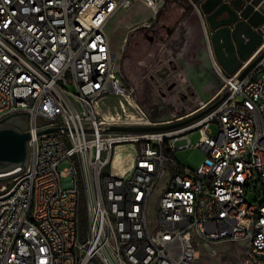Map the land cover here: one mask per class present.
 Masks as SVG:
<instances>
[{
  "label": "built area",
  "instance_id": "1",
  "mask_svg": "<svg viewBox=\"0 0 264 264\" xmlns=\"http://www.w3.org/2000/svg\"><path fill=\"white\" fill-rule=\"evenodd\" d=\"M54 1L56 12L42 13L37 0H0V125L25 115L30 133L27 167L0 182V264H195L196 237L242 241L240 264H264V0L254 5L261 43L232 73L215 63L227 95L199 118L156 131L111 130L147 124L101 115L103 96L89 89L103 80L108 94L128 97L123 83L115 89L121 77L106 26L137 1L156 8L164 0ZM202 1L194 3L200 13ZM222 1L239 14L252 0L239 8ZM51 127L59 130L40 133ZM179 137L187 143L177 148ZM191 146L204 158L182 174L174 153ZM64 160L70 166L60 168ZM7 189L13 198H3Z\"/></svg>",
  "mask_w": 264,
  "mask_h": 264
},
{
  "label": "rangeland",
  "instance_id": "2",
  "mask_svg": "<svg viewBox=\"0 0 264 264\" xmlns=\"http://www.w3.org/2000/svg\"><path fill=\"white\" fill-rule=\"evenodd\" d=\"M195 2L164 0L151 8L137 1L113 14L106 32L128 97L105 94L99 101L101 115H118L125 124H164L183 119L221 97L223 79L216 70L208 25ZM210 131L216 133L215 123ZM188 137L195 145L200 134L193 131ZM186 143V137L174 141L177 148ZM174 156L189 168L198 167L204 158L195 146L177 149ZM68 166L69 160L60 163V168ZM162 187L163 181L153 199L159 197ZM248 195L255 198L252 192ZM80 208H85L83 197ZM149 211L153 218V204ZM195 247V264H240L246 252L245 243L233 240L209 242L196 237Z\"/></svg>",
  "mask_w": 264,
  "mask_h": 264
},
{
  "label": "water",
  "instance_id": "3",
  "mask_svg": "<svg viewBox=\"0 0 264 264\" xmlns=\"http://www.w3.org/2000/svg\"><path fill=\"white\" fill-rule=\"evenodd\" d=\"M243 0H232L234 7L239 8ZM262 0H252L238 14L227 2L222 0H203L201 10L209 28V39L214 54V62L225 72H234L247 59L253 50L261 43V35L254 29L262 19V13L254 8ZM224 91L219 99L208 106L193 112L191 115L164 124L147 125H111V130L121 131H156L170 129L184 125L199 118L225 96ZM51 130H59V127H51L40 133ZM30 133L27 130V117L12 116L4 124L0 125V182L10 180L16 173L5 174L20 167L25 170L30 158ZM2 174V175H1Z\"/></svg>",
  "mask_w": 264,
  "mask_h": 264
},
{
  "label": "bare ground",
  "instance_id": "4",
  "mask_svg": "<svg viewBox=\"0 0 264 264\" xmlns=\"http://www.w3.org/2000/svg\"><path fill=\"white\" fill-rule=\"evenodd\" d=\"M56 10H57V2H55L54 0H37V12L52 13V12H56ZM86 42H87V35L76 36V43H86ZM216 70L218 71L217 67ZM115 89H122L121 79H115ZM105 94H108V87H103V80H95V82L91 83L89 89V96L102 97ZM45 101H46V94L38 93L37 102H45ZM15 111L24 112L25 104H15ZM136 119L139 120L143 118L137 117ZM0 121H2V113H0ZM119 149L120 148H118V150ZM182 174H190V168L182 166ZM13 197H14V189L3 190V198H13ZM112 244H119V235H112Z\"/></svg>",
  "mask_w": 264,
  "mask_h": 264
},
{
  "label": "trees",
  "instance_id": "5",
  "mask_svg": "<svg viewBox=\"0 0 264 264\" xmlns=\"http://www.w3.org/2000/svg\"><path fill=\"white\" fill-rule=\"evenodd\" d=\"M1 165H4V164L0 162V166ZM79 217H80L81 229L85 230L86 229V224H87V217H86L85 208H83V209L80 208Z\"/></svg>",
  "mask_w": 264,
  "mask_h": 264
}]
</instances>
